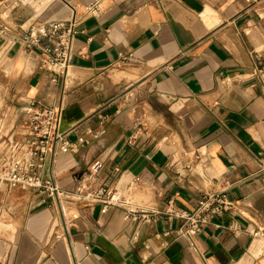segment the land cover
<instances>
[{
	"label": "crops",
	"instance_id": "crops-1",
	"mask_svg": "<svg viewBox=\"0 0 264 264\" xmlns=\"http://www.w3.org/2000/svg\"><path fill=\"white\" fill-rule=\"evenodd\" d=\"M14 1H0V160L25 138V100L62 98L60 130L82 146L43 176L67 192L101 184L155 216L0 182V264H264V0ZM73 18L68 76L51 83L19 38ZM219 191L236 212L176 238L168 211Z\"/></svg>",
	"mask_w": 264,
	"mask_h": 264
},
{
	"label": "built area",
	"instance_id": "built-area-1",
	"mask_svg": "<svg viewBox=\"0 0 264 264\" xmlns=\"http://www.w3.org/2000/svg\"><path fill=\"white\" fill-rule=\"evenodd\" d=\"M25 2L26 0H15L14 4ZM87 10L98 11V4L88 6ZM76 25L75 18L69 21L29 23L19 38L27 52L40 55V67L48 70L51 83L59 79L65 82L68 76L73 41L78 32ZM130 56H124L120 61L127 62ZM62 109V98L57 103H46L35 98L25 100L22 108L25 138L23 141L14 142L13 154L10 157L0 160V182H5L10 187L29 188L38 193H45L57 200L69 196L76 201L100 203L103 208L122 207L125 210V219L151 223L155 212L132 206L117 190L98 184L87 190L77 187L74 192H67L57 185L52 176H43L46 165L51 164L59 153L76 151L82 146L67 140L65 133L60 130ZM102 167L103 162L100 159L93 160L88 167L89 174L95 177ZM235 212V202L229 199L225 191H219L201 195L191 210H170L168 214L180 220L179 226L174 230V236L190 240L200 231L201 226L209 223L213 217ZM253 235L257 236L258 231L253 232Z\"/></svg>",
	"mask_w": 264,
	"mask_h": 264
},
{
	"label": "rangeland",
	"instance_id": "rangeland-1",
	"mask_svg": "<svg viewBox=\"0 0 264 264\" xmlns=\"http://www.w3.org/2000/svg\"><path fill=\"white\" fill-rule=\"evenodd\" d=\"M5 102H6V98H5V94H3V91L1 90L0 88V112L1 110L4 108L5 106ZM63 203V201H62ZM64 206H66L68 209H67V212L70 213V211L72 210V207H70L68 205V203H63Z\"/></svg>",
	"mask_w": 264,
	"mask_h": 264
}]
</instances>
